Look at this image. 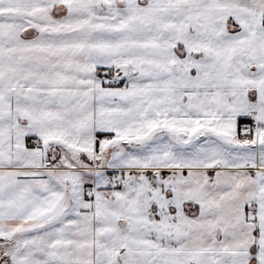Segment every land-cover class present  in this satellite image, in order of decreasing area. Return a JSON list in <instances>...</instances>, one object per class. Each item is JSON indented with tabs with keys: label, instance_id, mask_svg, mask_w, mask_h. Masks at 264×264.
<instances>
[{
	"label": "snow or ice",
	"instance_id": "6c2138e0",
	"mask_svg": "<svg viewBox=\"0 0 264 264\" xmlns=\"http://www.w3.org/2000/svg\"><path fill=\"white\" fill-rule=\"evenodd\" d=\"M0 264H264V0H0Z\"/></svg>",
	"mask_w": 264,
	"mask_h": 264
}]
</instances>
